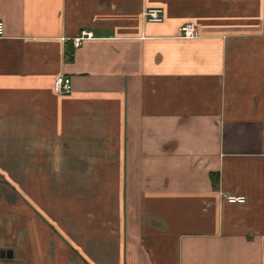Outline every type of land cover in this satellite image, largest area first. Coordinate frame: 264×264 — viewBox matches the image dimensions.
Here are the masks:
<instances>
[{"label":"crops","instance_id":"0c3cea01","mask_svg":"<svg viewBox=\"0 0 264 264\" xmlns=\"http://www.w3.org/2000/svg\"><path fill=\"white\" fill-rule=\"evenodd\" d=\"M0 22V264H264V0H0Z\"/></svg>","mask_w":264,"mask_h":264},{"label":"built area","instance_id":"2783aa9c","mask_svg":"<svg viewBox=\"0 0 264 264\" xmlns=\"http://www.w3.org/2000/svg\"><path fill=\"white\" fill-rule=\"evenodd\" d=\"M143 19L147 23H161L163 22V11L161 9H147L143 12ZM179 37L182 39H194L197 37L198 32L194 24L188 23L178 29ZM4 35V25L0 22V38ZM92 38L91 33L82 31L72 40L74 49L79 48L83 41ZM53 90L59 95L69 94L72 90L71 81L64 76H58L54 79ZM224 201L229 205H244L246 202L243 196L227 195Z\"/></svg>","mask_w":264,"mask_h":264},{"label":"rangeland","instance_id":"374dc122","mask_svg":"<svg viewBox=\"0 0 264 264\" xmlns=\"http://www.w3.org/2000/svg\"><path fill=\"white\" fill-rule=\"evenodd\" d=\"M45 142H46V143H45ZM43 143L46 144L45 146H47V145H48V146L51 145V146H52V147H51L52 149H56V147H57V146H60V145L63 146V142H62L60 139H55V140H54V139H52V140H51V139H47V140H45V139H40V138L35 139V146H36V147H38V146H39V147H40V146L42 147V146H43ZM12 145H13V144H12ZM56 150H57V149H56ZM58 156H61V155H59V154H51V158H52L53 160H55L56 157H58ZM56 167H57V169H56V168H55V169H56V171L59 173V170H60V169H59V166L56 165ZM61 167H63V164L60 165V168H61ZM60 173L63 174V170H62V169L60 170ZM53 188H54V189H59V187H53ZM62 189H63V187H62ZM58 194H60V193L57 192L56 195H58Z\"/></svg>","mask_w":264,"mask_h":264},{"label":"trees","instance_id":"16d2710c","mask_svg":"<svg viewBox=\"0 0 264 264\" xmlns=\"http://www.w3.org/2000/svg\"><path fill=\"white\" fill-rule=\"evenodd\" d=\"M211 178H212L213 187H216L217 186V183H218L217 175L212 174L211 175Z\"/></svg>","mask_w":264,"mask_h":264}]
</instances>
